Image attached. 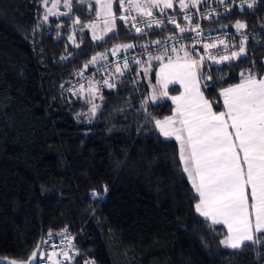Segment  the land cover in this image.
<instances>
[{
    "label": "trees",
    "instance_id": "16d2710c",
    "mask_svg": "<svg viewBox=\"0 0 264 264\" xmlns=\"http://www.w3.org/2000/svg\"><path fill=\"white\" fill-rule=\"evenodd\" d=\"M238 1L200 4L219 6L205 28L246 25L245 52L214 66L213 87L202 89L217 112L219 92L241 73H264V0L242 10ZM50 2L0 0V259L27 261L48 231H68L81 253L76 264L83 257L96 264H264V242L227 248L220 244L225 229L195 213L177 144L154 127L173 109L168 100L149 101L159 62L91 74L93 56L108 61L113 51L137 52L177 27L137 33L117 19L95 41L84 27L95 18L93 0H69L65 14L45 21ZM113 11L122 15L119 0ZM127 44L134 47H116ZM80 73L103 81L94 116L86 98L68 89Z\"/></svg>",
    "mask_w": 264,
    "mask_h": 264
},
{
    "label": "snow or ice",
    "instance_id": "6c2138e0",
    "mask_svg": "<svg viewBox=\"0 0 264 264\" xmlns=\"http://www.w3.org/2000/svg\"><path fill=\"white\" fill-rule=\"evenodd\" d=\"M129 10L134 8L136 12L145 17L152 16L153 8L170 9L173 0H127ZM223 2V0H221ZM48 0H44L47 6ZM60 0H53L52 6L46 8L43 17L45 21L50 15H58L55 9L59 7ZM100 12L104 17V33L112 32L117 19L128 22L129 17L121 15L117 17L113 11V0H97ZM125 0H119L120 8H123ZM64 6L70 8L69 0H64ZM193 7L196 5L193 4ZM253 4L249 3L248 7ZM180 7H189L185 0H180ZM188 19V17H185ZM135 17L132 20L135 21ZM74 23H79L77 18ZM160 26V21H155ZM169 23L175 24V20L169 19ZM149 27L152 22H149ZM93 29V39H103V36L95 34V24L84 25ZM137 33L142 29L136 27ZM176 27L181 33L186 31L179 24ZM246 25L236 23V28L243 29ZM199 34V33H198ZM70 40L74 37L70 36ZM159 44V41H156ZM220 44L227 48L223 40ZM78 46V45H77ZM117 48H132L134 45H117ZM215 43L205 44L204 49L215 48ZM173 52L184 51V56H177L175 60L169 58L167 63H161L156 73V85L152 88L151 100L153 103L167 97L175 105L173 113L163 119H155L154 127L160 136L166 139H174L179 144V162L182 171L187 174L192 182V187L198 195L194 205L195 212L210 222V227L223 225L227 231L220 244L233 250L242 248L246 243H262L264 239V78H259L251 71L247 75L241 73L240 83L223 88L219 96L223 99L224 111H214L213 103L205 98L201 91L199 79L203 77L201 64L203 56L199 60L184 49L173 48ZM245 49L243 42L239 52H232L231 56L224 55L219 59L214 56L208 58L215 63H222L237 58ZM115 55V51H113ZM166 53L150 56L149 61L155 59L161 61ZM104 54L93 56L89 64H95L99 59H104ZM135 63L139 64L137 60ZM88 64L85 65V68ZM123 67L127 69L129 63L125 60ZM120 73V66L116 67ZM147 74V69H145ZM209 80L211 76L207 77ZM178 83L184 91L179 95L169 96L168 85ZM108 88L115 85L108 80L104 81ZM86 102L91 104L89 115L94 116L100 107L96 104L95 97L98 89L93 82H89ZM79 92H85L81 85ZM73 95H78L74 92ZM106 191V189H105ZM96 195V193H93ZM49 235H53L49 233ZM70 247L72 245H69ZM39 248V245L37 246ZM55 247V246H54ZM39 255L40 259H47L51 264H59L55 259L57 255H63L66 260L72 259L67 251L56 253L53 251L47 256L43 252L33 251L28 261H8V264H32ZM84 264H94L93 261H85Z\"/></svg>",
    "mask_w": 264,
    "mask_h": 264
},
{
    "label": "built area",
    "instance_id": "2783aa9c",
    "mask_svg": "<svg viewBox=\"0 0 264 264\" xmlns=\"http://www.w3.org/2000/svg\"><path fill=\"white\" fill-rule=\"evenodd\" d=\"M252 3L253 6L256 3V0H239L236 4V7L240 10L248 7V4ZM195 7L191 9H184L179 11L175 15H171L169 13H160L157 14L152 11L151 17H145L141 15H137L133 12L132 9L129 10V5L127 0H125L124 7L122 9V15H126L129 17L128 22L126 23L129 28H131L134 32L135 28L132 27V24L135 23L136 27L142 29V32L150 31L153 28H160L165 23L170 24L176 27V24H179L181 28H197L196 31L190 33H179V29L175 34L169 35L164 38H160L155 40L150 44L143 45L139 51L134 53H128L126 51L118 52L115 51V55H111L108 61L101 64L99 67L95 68L91 74H105L108 70H116L117 66H120L121 70L124 69L123 65L125 60L128 61L129 65L137 64L135 61L139 60L140 62L143 59H148L150 56H154L159 52H164L171 50L176 46H187L192 48L193 50L198 52V59L200 56L204 57L202 62L203 68V77L201 79V88L208 90L213 87L214 82L212 79V68L221 63H215L213 60L208 57L214 56L216 59H219L221 56L228 55L231 56L232 52H238L241 46V42H245L246 40V31L245 29H237L236 26L230 29H222L213 31L209 28L204 27V23L210 20L212 17H217L219 6L217 5H209L207 7L201 8L199 4H195ZM221 6H224L223 2ZM188 17L186 19L185 17ZM132 17H135V21L132 20ZM175 20V24L169 23V19ZM160 21V26H157L155 21ZM149 22H152V26L149 27ZM199 33V34H198ZM223 40L227 45V48L224 45L220 44L219 41ZM156 41L160 43L157 44ZM215 43L217 47L208 49L205 51L204 45ZM236 59V58H234ZM234 59H230L228 61H224L222 63L230 62ZM211 76L209 80L207 77ZM90 79V75L86 73H80L76 76V78L70 83L69 90L70 91H78L80 90L81 85L86 86L88 80ZM103 86V81H98L99 89ZM52 233L53 235H49ZM69 245H72L71 247ZM55 246V247H54ZM67 251L72 259L66 260L63 255H57L55 259L59 261V264H76L78 259L81 256L80 250L75 241V235L68 232L62 231L60 233H54L48 231L40 241V251L45 253L47 256L51 254L53 251L56 253H61V251ZM85 261H93V259L89 257H83L80 264H84ZM38 264H51V261L45 259H40L39 255L37 258ZM94 264H96L94 262Z\"/></svg>",
    "mask_w": 264,
    "mask_h": 264
},
{
    "label": "crops",
    "instance_id": "0c3cea01",
    "mask_svg": "<svg viewBox=\"0 0 264 264\" xmlns=\"http://www.w3.org/2000/svg\"><path fill=\"white\" fill-rule=\"evenodd\" d=\"M204 1H206V0H185V3H187L188 5H189V7L188 8H186V9H191L193 6V4H201V2H204ZM132 10H133V12L135 13V14H137V15H139L137 12H136V10L134 9V8H132ZM181 10H184V9H182L181 7H180V0H173V7L172 8H170V9H164L163 11H161V9L160 8H153L152 9V11L153 12H155V13H157V14H160V13H169V12H178V11H181ZM175 49H177V50H179V49H181V48H184L191 56H192V58H194V59H197V60H199L198 59V52L197 51H195V50H193L192 48H190V47H187V46H176V47H174ZM173 49V48H172ZM172 49L171 50H168V51H164V52H159L158 54H156V55H161V54H164V53H166V55H164V58H163V60H161V61H157V62H159V65L157 66V68H156V73L158 72V70H159V67H160V64L161 63H167L168 62V59L169 58H171V59H173V60H175L176 58H177V56H180V57H183L184 56V51H177V52H173L172 51ZM239 52V51H238ZM155 56V55H154ZM166 60V61H165ZM153 61H154V59H153ZM263 65H264V60H263ZM201 68H202V65H201ZM157 78V77H156ZM261 78H264V73H263V75H262V77ZM157 80V79H156ZM240 83V82H239ZM238 84V83H237ZM199 85H200V88H201V80L199 79ZM236 85V84H235ZM154 86V85H153ZM153 86H151V88H150V93H149V101H150V103H152V104H156V103H159V102H161L162 100H168L170 103H171V105H172V108L174 109L175 108V105L172 103V101L169 99V98H167V97H165V98H163V99H161L160 101H158V102H156V103H153L152 102V100H151V95H152V88H153ZM171 86H175V87H177V91H175L172 95H179L181 92H183L184 91V89L178 84V83H171V84H169L168 85V88L169 87H171ZM234 86V85H233ZM231 87V86H230ZM201 91H202V88H201ZM220 93V92H219ZM171 94H169V96H172ZM220 97V96H219ZM220 99H221V104H222V110L221 111H224V108H223V99H222V97H220ZM173 109H172V113H173ZM172 113L170 114V115H172ZM169 115V116H170ZM157 132H158V130H157ZM162 139H164V140H173L176 144H177V147H178V153H179V144H178V142H176L174 139H166V138H164V137H162V136H160ZM184 173V172H183ZM184 175H185V178L187 179V181H188V183H189V185L191 186V188H192V190H193V192L196 194V192H195V190L193 189V187H192V182L188 179V176H187V174L186 173H184ZM196 196H197V200H198V195L196 194ZM194 211H195V208H194ZM196 213V212H195ZM197 214V213H196ZM198 216H199V214H197ZM202 218V217H201ZM219 226H221V227H223L224 229H225V231H227V229H226V227L225 226H223V225H219ZM231 249V248H230Z\"/></svg>",
    "mask_w": 264,
    "mask_h": 264
},
{
    "label": "rangeland",
    "instance_id": "374dc122",
    "mask_svg": "<svg viewBox=\"0 0 264 264\" xmlns=\"http://www.w3.org/2000/svg\"><path fill=\"white\" fill-rule=\"evenodd\" d=\"M93 1H94L95 5H96V12H95V18L90 24H95L96 25L95 34L97 36H103V38H104L110 32H108L107 34L104 33V31H103V29H104V23H103L104 17H103L102 14L100 16L97 15V13L100 12L99 4L97 3V0H93ZM52 2H53V0H51L49 8L52 6ZM217 2L220 3V4L222 3L221 0H217ZM67 10H68V7L64 6V0H60L59 7L54 10V11H56L59 14L58 15H50V16H59L60 14H65ZM88 28H89L91 36L93 38V29L91 27H88ZM99 40H102V39H98V40H95V41H99ZM240 55H242V54H240ZM106 60H107L106 58L99 59L97 61V63L90 64V67H93L95 69V68L99 67L101 64L105 63ZM90 81L93 82L94 86L98 89V91L96 93V97H95V98H97V95H98L100 89L98 87V82L96 80L92 79V78H90L88 80V82H87V84L85 86V92H83V93L79 92V94L86 98V96H87V91L86 90H87V88L89 86V82Z\"/></svg>",
    "mask_w": 264,
    "mask_h": 264
},
{
    "label": "water",
    "instance_id": "95a60500",
    "mask_svg": "<svg viewBox=\"0 0 264 264\" xmlns=\"http://www.w3.org/2000/svg\"><path fill=\"white\" fill-rule=\"evenodd\" d=\"M185 29H186V31H184L182 34H184V33L194 32V31L197 30V28H185ZM178 32L181 33L180 30H179ZM35 251H38V253H39V251H40V247L37 248ZM30 257H31V255L29 256V258H30ZM29 258H28V260H29ZM37 258H38V257H37ZM28 260H27V261H28ZM8 261H10V260H8V259H0V264H8ZM36 261H37V259H36L35 261H33L32 264H35Z\"/></svg>",
    "mask_w": 264,
    "mask_h": 264
}]
</instances>
